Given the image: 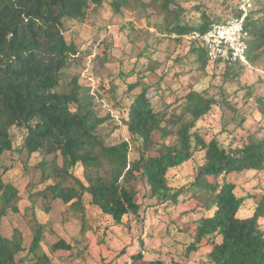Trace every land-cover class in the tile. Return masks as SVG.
<instances>
[{"label": "trees", "instance_id": "trees-1", "mask_svg": "<svg viewBox=\"0 0 264 264\" xmlns=\"http://www.w3.org/2000/svg\"><path fill=\"white\" fill-rule=\"evenodd\" d=\"M102 1L0 0V158L13 149L10 129L20 127L25 130L22 149L27 154L61 158V167L52 160L50 171L43 177L44 181L52 180L45 193L53 200L79 211L83 194H88L93 206L119 224L125 215L139 211L136 185L140 181L157 205L177 207L192 198L196 201L191 213L201 212V216L193 222L185 257L205 243L210 251L204 264H264V228L259 224L264 219V193L250 217L238 218L246 199L237 197L235 185L227 181L233 173L264 171V126L259 137L248 135L236 146H224L214 137L205 140L196 124L218 103L214 97L190 89L178 100V113L154 111L149 88L142 87L133 97L124 122L129 140L107 145L98 132L103 120L95 115L91 97L81 93L77 80H71L67 90H58L63 70L76 53V46L64 39L63 21L82 22L89 3L100 5ZM154 1L165 14L166 33L178 39L192 31L202 32L216 21L202 11V22L197 26L181 24L182 11L175 0ZM126 3L112 0V12L120 14ZM231 5L235 10L236 0ZM253 11L244 24L248 32L247 62L253 61L255 51L264 48V9ZM190 45L188 56L204 70L210 63L204 51L194 43ZM139 86L138 82L131 84L128 91ZM258 101L262 105V100ZM170 138L174 139L171 144ZM131 145L137 153L132 161L128 158ZM198 152L204 153L203 164L192 183L187 188L173 189L167 172L190 161ZM77 166L83 170L85 184L73 175ZM2 175L0 171V219L18 212L16 192ZM184 192L187 198L179 201ZM40 241L37 229L29 247L36 257L31 264H52L47 255L36 256ZM23 250L18 230L14 229L10 238L0 234V264H20L16 256ZM50 250L71 251L72 246L58 240ZM132 258L142 259V255ZM147 264L165 263L154 260Z\"/></svg>", "mask_w": 264, "mask_h": 264}, {"label": "rangeland", "instance_id": "rangeland-1", "mask_svg": "<svg viewBox=\"0 0 264 264\" xmlns=\"http://www.w3.org/2000/svg\"><path fill=\"white\" fill-rule=\"evenodd\" d=\"M111 1L103 0L100 5L89 3L82 22L63 21L64 39L76 46V53L63 70L58 87L59 91L67 90L69 82L77 80L81 93L91 97L95 115L103 120L98 132L107 145L129 140L124 122L133 97L142 87L149 88L154 111L178 113L181 104L178 100L190 89L214 97L218 103L196 124L205 140L214 137L224 146H236L248 135L259 137L263 133L264 48L255 51L253 61L247 64L225 67L210 62L200 70L199 63L188 56L191 45L166 33L165 14L154 0H127L118 15L112 12ZM232 1L175 0L182 11L177 10L181 24L190 26L202 22V11L216 21L233 17L236 12ZM260 8L264 9V0L255 1L253 12ZM136 82L140 86L129 92L128 86ZM258 100H262V105ZM10 135L13 149L1 156L0 171L2 180L16 192L18 212L0 219V234L10 238L14 229L20 232L24 248L16 256L20 264H31L36 259L29 247L37 229L41 241L36 256L45 254L52 264L207 262L210 247L205 243L185 257L193 222L201 216V212L191 213L196 205L193 198L177 207L157 205L149 198L147 186L137 181L138 213H129L115 224L90 203L88 194H83L79 211L46 195L45 188L52 180L44 181L43 177L50 171L52 160L61 167V158L27 154L22 149L25 130L20 127H12ZM173 142V138L168 139L169 144ZM203 155L198 152L190 161L170 169L169 185L175 190L187 188L203 164ZM128 158L131 161L137 158L133 145ZM73 175L85 184L80 166L73 170ZM227 181L235 185L237 197L246 199L237 217H250L257 199L264 193V171L233 173ZM187 196L184 192L179 201ZM259 224L264 228V219ZM58 240L70 244L72 250L52 253L50 247ZM138 253L142 259L134 260L132 257Z\"/></svg>", "mask_w": 264, "mask_h": 264}, {"label": "built area", "instance_id": "built-area-1", "mask_svg": "<svg viewBox=\"0 0 264 264\" xmlns=\"http://www.w3.org/2000/svg\"><path fill=\"white\" fill-rule=\"evenodd\" d=\"M254 3L255 0H236L237 16L211 22L204 31H192L183 39L199 46L211 63L247 64L248 32L244 24Z\"/></svg>", "mask_w": 264, "mask_h": 264}]
</instances>
